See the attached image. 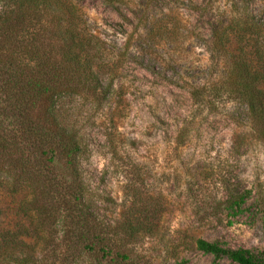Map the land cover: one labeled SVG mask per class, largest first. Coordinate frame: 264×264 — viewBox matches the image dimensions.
<instances>
[{"label":"rangeland","instance_id":"374dc122","mask_svg":"<svg viewBox=\"0 0 264 264\" xmlns=\"http://www.w3.org/2000/svg\"><path fill=\"white\" fill-rule=\"evenodd\" d=\"M74 1L95 37L99 91L109 94L72 95L59 113L82 140L87 197L112 255L66 247L57 225L56 235L47 229L45 247L35 246L40 264H235L198 251V239L264 252V121L256 127L222 88L223 64L211 44L215 20L241 6ZM246 11L264 21V0ZM230 39L237 54L244 42ZM242 195V206L231 208L230 197ZM29 199L27 191L0 188L1 231L29 224L20 211ZM116 255L126 259L110 261Z\"/></svg>","mask_w":264,"mask_h":264},{"label":"trees","instance_id":"16d2710c","mask_svg":"<svg viewBox=\"0 0 264 264\" xmlns=\"http://www.w3.org/2000/svg\"><path fill=\"white\" fill-rule=\"evenodd\" d=\"M251 1L236 0L241 12L215 20L211 44L223 64L222 88L258 127L264 121V21L246 14ZM77 7L74 0H0V188L30 196L20 203L29 224L15 232L0 230V264H40L35 246L45 247L47 229L57 225L66 247L93 253L99 247L103 260L112 255L87 197L82 140L59 113L61 102L72 95L109 94L107 89L99 91L95 37ZM230 36L239 45L244 42L237 54L227 48ZM244 198L230 197L231 208H240ZM48 231L49 236L57 233ZM25 238H35L34 244ZM195 243L198 251L215 258L264 264V252L225 248L203 239ZM116 259L126 257L116 255L110 261Z\"/></svg>","mask_w":264,"mask_h":264}]
</instances>
